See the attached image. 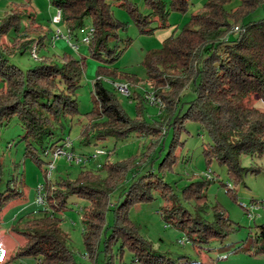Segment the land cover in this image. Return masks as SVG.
<instances>
[{"label":"trees","instance_id":"16d2710c","mask_svg":"<svg viewBox=\"0 0 264 264\" xmlns=\"http://www.w3.org/2000/svg\"><path fill=\"white\" fill-rule=\"evenodd\" d=\"M191 0H145L150 14L142 16L131 9L142 33L153 34L168 27L171 12L186 14ZM231 0H210L201 12L192 15L183 31L168 38L161 50L146 55L144 65L148 81L153 83L154 96L164 104L160 121L148 123L144 115L148 102L136 90L140 79L121 73L114 67L124 50L118 45L122 22L114 17L110 0H53L52 5L62 11L63 23L74 42L80 41L85 20L91 19L94 33L87 47L91 58L98 62L94 81L95 107L85 114L80 142L96 146L109 139L122 140L133 134L150 137L151 142L138 163V156L117 163L106 161L102 173L82 171L77 180L62 179L64 190L50 191L46 186L47 205L39 220H28L22 229L14 230L26 238L27 244L13 258L33 259L32 264H83L76 260L69 237L61 229L58 218L47 215L51 210H68V202L75 197L88 201L83 208L84 242L87 255L98 264L103 254L105 264H124L127 252L138 264H173L168 255L159 253L139 233L131 221L130 211L137 203L154 200L159 193L165 200L162 217L171 227L187 233L192 241L209 244L225 240L236 229L218 208L212 220L201 214L208 209V182H192L182 190L179 199L168 174L177 167L178 151L183 145L182 135L189 123L203 127L211 139L204 149L206 161L225 166L234 180L245 173H260V169L244 168L241 159L264 156V113L245 105L251 95L264 100V17H251L264 5V0H241L233 11L227 7ZM21 8L15 6L13 8ZM123 8H128L124 3ZM24 17L13 9L0 21V42L11 32L21 30ZM31 19H34L31 17ZM35 20V19H34ZM159 23L156 28H148ZM235 26L239 30L234 31ZM46 37L39 38L45 46ZM115 43V45H114ZM131 45L128 39L126 46ZM31 44H24L21 55L29 52ZM11 54L0 43V131L18 118L25 135L26 155L38 163L35 150L62 147L63 137L55 139V125L64 130V120L79 116L76 93L81 87L86 58L74 59L65 55L61 62L43 60L38 66L23 70L10 61ZM120 79L134 86L131 99L137 103V118L131 119L122 109L117 95L108 89L106 79ZM194 97L185 101L186 91ZM115 150V149H114ZM148 155V158L145 156ZM147 161V166L138 167ZM87 166V165H86ZM3 168L0 156V184ZM125 184L118 201L112 203L113 193ZM23 192L0 193L2 208ZM48 206V207H47ZM111 206V207H110ZM111 213V222L107 214ZM264 255V224L256 227L236 251ZM94 262V263H93Z\"/></svg>","mask_w":264,"mask_h":264},{"label":"rangeland","instance_id":"374dc122","mask_svg":"<svg viewBox=\"0 0 264 264\" xmlns=\"http://www.w3.org/2000/svg\"><path fill=\"white\" fill-rule=\"evenodd\" d=\"M53 0H0V21L6 14L17 10L22 17V27L18 33L11 32L1 39V48L11 54L10 61L28 70L38 66L43 60L50 59L61 62L65 55L74 59L86 58L85 71L81 87L76 93L79 103L80 115L73 120H64V130L55 125V139L66 137L73 144V153L86 159L94 155L95 151L105 150L106 156L92 159L87 166L70 164L65 158L60 157L55 161L51 177L47 171L49 157L43 155V151L37 147L35 152L41 159L38 163L29 155H26V143L22 141L25 135L24 128L18 118H14L7 127L0 131V156L3 168L0 193H12L13 190L23 192V197L10 200L2 208L0 217V264H32L33 259H14L15 255L27 244L24 236L14 230L22 229L28 220H39L44 214L45 207L37 202V190L41 185L48 186L50 191L64 190L59 185L62 179L77 180L82 171L92 170L102 179L107 177L102 173L106 161L117 163L131 157H136L138 163L145 153L151 138L133 134L122 140L109 139L96 146H84L80 142L82 125L87 123L85 114L95 107L94 81L98 70V62L91 58L87 45L80 44V50L76 52L70 44L60 39L54 41L55 33L59 30L68 35L65 24L58 26L52 23V18L58 9L52 5ZM210 0H191L186 14L171 12L167 20L168 27L158 29L153 34L142 33L136 24L134 15L130 12L136 8L142 16L150 14L145 0H110L115 19L125 24L119 31L118 45L124 50L121 58L114 67L121 73L135 75L140 79L139 86H132L148 102L144 115L148 123L160 121V111L164 109L162 101L154 96L153 83L148 81L147 70L144 65L146 55L151 51L161 50L165 41L177 36L183 31V27L189 22L192 15L201 12L204 5ZM126 3L128 8L121 5ZM22 6L21 8H13ZM241 6V0H231L228 10H237ZM33 17L34 19H31ZM264 17V5L251 17L260 19ZM159 23H154L148 28H156ZM86 28L92 26L91 19L85 20ZM239 26H235L236 32ZM46 37L45 46L39 45V38ZM81 37V36H80ZM131 45L126 46L127 40ZM74 42V40H73ZM31 44L29 52L20 54L24 44ZM75 43V42H74ZM115 45V43H114ZM32 50H36L37 59L32 57ZM105 86L117 95L123 111L131 118H137V103L131 99L133 88L125 80L106 79ZM127 86L128 95H123L119 87ZM3 85L0 83V90ZM185 101L191 100L194 95L190 90L186 91ZM154 99V100H152ZM245 105L256 108L264 113V100L258 95H251L245 100ZM64 142V141H63ZM181 142L183 145L178 151L179 161L175 171L167 176V182L173 184L175 193L182 199V190L192 182L201 181L208 185V209L201 215L206 220H212L215 208L224 213L236 229L225 240L212 241L200 244L192 241L187 233L171 227L162 217L165 200L157 192L154 200L135 204L130 211V219L138 225L139 233L159 253L168 255L173 264H264V255H255L245 251H236L247 239L256 227L264 224V156H245L241 159L244 168L260 169V173H245L241 179L234 180L229 175L225 166L213 160L207 163L204 149L211 144V139L206 130L198 124L189 123L187 131L183 133ZM55 149L52 148L51 151ZM115 149V150H114ZM148 158V155L145 156ZM147 161L138 167L147 166ZM211 175V176H209ZM122 184L112 195V203L118 201ZM88 201L71 198L68 202V210H51L47 215L58 218L60 227L69 237V243L79 263L89 264L95 257L87 255L83 235V208L90 203ZM48 207V206H47ZM111 207V206H110ZM111 213L107 214V222H111ZM98 264H105L103 254L97 256ZM94 263V262H93ZM92 264V263H91ZM119 264V263H116ZM124 264H138L134 256L127 252Z\"/></svg>","mask_w":264,"mask_h":264},{"label":"built area","instance_id":"2783aa9c","mask_svg":"<svg viewBox=\"0 0 264 264\" xmlns=\"http://www.w3.org/2000/svg\"><path fill=\"white\" fill-rule=\"evenodd\" d=\"M52 23L56 26H58L59 24H62L63 23V18H62V11L61 10H58L57 11V14L52 18ZM237 30H239V28H236ZM94 33V29L93 28H86L85 30L82 31L81 33V37H80V41L79 42H73L72 38H71V34H69L68 32V35H64L62 33V31L58 30L56 33H55V38L54 40L57 41V40H60V39H64L66 40L69 44H70V47L73 48V50H75L76 52H78L80 50V44H83V45H89L90 43V40L92 38V35ZM32 57L34 59H37V52L36 50H32ZM119 90L120 92L123 94V95H128V88L127 86H124V85H121L119 87ZM154 100V99H152ZM106 152L105 150H96L94 155L91 156L90 158L86 159L84 157H81V156H77L73 153V144L72 142H70L68 140V138H66L62 144V147H56L55 149H53L52 151L51 150H47L46 152V157H49L50 161L48 163V167H47V171L49 172V178L51 177V174H52V171L54 169V164H55V161L57 159H59L60 157H63L65 158L70 164H76V165H79V166H82V165H87L90 160L92 159H96V158H99L100 156H106ZM211 176V175H209ZM37 202L41 205H43L44 207L47 205V191H46V186L44 185H41L38 187V190H37Z\"/></svg>","mask_w":264,"mask_h":264},{"label":"crops","instance_id":"0c3cea01","mask_svg":"<svg viewBox=\"0 0 264 264\" xmlns=\"http://www.w3.org/2000/svg\"><path fill=\"white\" fill-rule=\"evenodd\" d=\"M55 41V40H54Z\"/></svg>","mask_w":264,"mask_h":264}]
</instances>
